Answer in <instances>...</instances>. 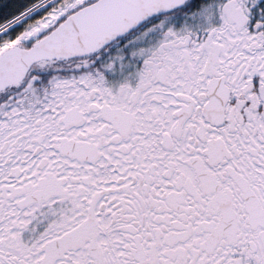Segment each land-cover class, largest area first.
Masks as SVG:
<instances>
[{"label":"snow or ice","instance_id":"snow-or-ice-1","mask_svg":"<svg viewBox=\"0 0 264 264\" xmlns=\"http://www.w3.org/2000/svg\"><path fill=\"white\" fill-rule=\"evenodd\" d=\"M0 264H264V0H0Z\"/></svg>","mask_w":264,"mask_h":264}]
</instances>
